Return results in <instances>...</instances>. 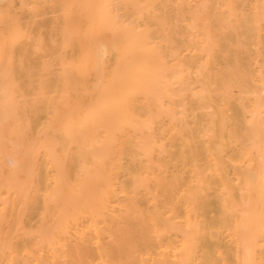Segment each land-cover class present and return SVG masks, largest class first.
<instances>
[{
    "label": "bare ground",
    "instance_id": "bare-ground-1",
    "mask_svg": "<svg viewBox=\"0 0 264 264\" xmlns=\"http://www.w3.org/2000/svg\"><path fill=\"white\" fill-rule=\"evenodd\" d=\"M177 1L0 0V264H264V0Z\"/></svg>",
    "mask_w": 264,
    "mask_h": 264
},
{
    "label": "rangeland",
    "instance_id": "rangeland-1",
    "mask_svg": "<svg viewBox=\"0 0 264 264\" xmlns=\"http://www.w3.org/2000/svg\"><path fill=\"white\" fill-rule=\"evenodd\" d=\"M211 1H213V0H203V5L202 4L199 5V4H196L193 0H188V1L186 0L184 2L185 6L182 7L180 4V1L178 0L175 4L177 6H180V11L183 14V17L187 18V22L189 24H191V22L193 23L195 21V22H198V25L201 28H205L206 25L209 23V20L205 19V17L203 16V9L205 8V6H207L209 3H211ZM136 5L139 8H136ZM141 5H142V0H133L134 8L138 9L139 11L142 10L143 6H141ZM200 6H202V7H200ZM112 10H114V12H117V13H115L114 18L118 23H121L123 26H124V24H126L129 27H132L134 25V23L133 24L130 22L126 23L124 21L125 16L122 13V9H121V6L119 3H114L112 6ZM141 16H143V13H141ZM213 17H214V19H216V15H214ZM225 17H226L225 21L227 19H229V20L233 19L232 21L235 22L236 25H239V21L242 22V20L244 21V19L247 17V10L245 8L239 9L237 6L232 7L231 12L227 13ZM211 19H212V17H211ZM192 30H193V28L190 25H187V27H186L187 33L190 34ZM189 36H191L189 38H192V35H189ZM109 43L111 44L112 42L107 43L106 40L104 41L101 39L99 41H97V44L100 46L109 45ZM67 76L69 77V79H71L73 77L71 74H68ZM252 98L255 99V97L251 96V100H252ZM8 162L10 163L9 159H8Z\"/></svg>",
    "mask_w": 264,
    "mask_h": 264
}]
</instances>
